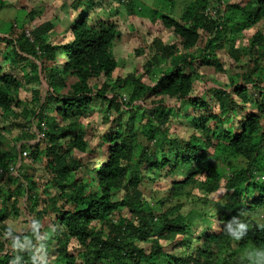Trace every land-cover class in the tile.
<instances>
[{"label": "trees", "instance_id": "trees-1", "mask_svg": "<svg viewBox=\"0 0 264 264\" xmlns=\"http://www.w3.org/2000/svg\"><path fill=\"white\" fill-rule=\"evenodd\" d=\"M104 1L62 0L60 43L49 20L27 28L34 7L0 29L1 129L17 132L15 146L0 139V234L38 219L50 264H243L264 247V34L242 35L264 23V0H169L166 15L116 0L177 42L154 41L143 74L115 78L121 32L95 11ZM210 64L225 84L198 71ZM23 82L36 85L25 99ZM237 215L249 224L241 241L223 231ZM12 255L0 242V264Z\"/></svg>", "mask_w": 264, "mask_h": 264}, {"label": "rangeland", "instance_id": "rangeland-1", "mask_svg": "<svg viewBox=\"0 0 264 264\" xmlns=\"http://www.w3.org/2000/svg\"><path fill=\"white\" fill-rule=\"evenodd\" d=\"M62 0H39V3L35 6L32 0H7V7L6 10L3 11L0 10V29L4 30V24L6 23H13L16 19L15 16L18 15V13L22 12H28L32 7H34L35 13H36V19L33 22H30L27 24V28L34 27L37 25L42 24L44 21H51L55 25V32L54 35L50 38L51 41L58 43L60 40V37L62 38H69L68 34L61 32L59 21L62 19L63 14L66 12L63 9L60 8ZM100 1V0H98ZM164 1V2H163ZM176 5L179 6H188L192 0H173ZM247 0H241L240 4H244ZM134 2L142 7H144L146 10L147 8H150L153 11H156L157 13L161 12L163 14H167L170 11L168 3H171L169 0H134ZM98 4V2H97ZM9 8V9H8ZM95 11L99 14H106V18H112L116 17L117 24L119 27V30L121 32V36L119 39L116 40L115 46H114V55L116 58V61L119 63V67L114 72V78L116 76H126L134 71H136V74H143V65L147 61L148 55L152 56L153 51V42L159 41L162 45H171L175 44L177 42V38L170 30H167L163 27L161 20L159 17H156V20L154 22H151L149 19L145 18H136L135 16H130L127 14L126 9L121 5V3H118L116 0H105L101 4H98L96 7H94ZM182 13V9H181ZM181 13H174L171 14L175 19L181 17ZM20 17H23L21 15ZM38 18V19H37ZM28 28V29H29ZM256 30H263L264 34V23H260L256 25L255 29H251L250 31L243 32V36L246 38H250L252 34ZM61 32V33H60ZM60 33V34H59ZM239 39H237L236 45H239ZM58 41V42H57ZM60 43V42H59ZM198 46L201 48L203 47V43L200 42ZM180 49V47H179ZM194 50V49H193ZM191 50V51H193ZM226 54V53H225ZM218 55H221L219 53ZM2 62V61H1ZM224 68L229 69L231 74L239 73L236 68H234L233 61L228 59V62L224 63ZM198 71L201 73V75H204L206 79L211 83L215 85H221L226 83V76L222 74H216L214 72L213 66L207 65L203 67H199ZM143 82L146 84H149L150 81L148 78L144 77ZM199 84L202 85L201 80H198ZM36 87L35 83L32 85L24 84V82L21 84L20 88V97L21 99L28 98L30 96V88ZM201 90L197 89L195 93H200ZM97 107L94 108V111L91 115V117H94L92 119L96 120V123H98L102 116L97 111ZM190 114H193V112H189ZM181 115L178 116V118L175 119V127L174 129L177 130L179 126H181ZM3 122L0 117V130L1 133L3 130L1 129ZM4 136L0 139L4 144L5 149H7V145L13 146L15 143V140L17 139V132L16 130H5ZM4 140V141H3ZM15 146V144H14ZM1 149V148H0ZM44 161H40L38 163L33 164L34 169L36 170V177L41 175L42 177L45 176L43 171V165ZM35 172V171H34ZM177 177V176H176ZM93 184V183H91ZM157 188H160L162 190L166 189V186L157 184ZM221 193V191H220ZM123 215H125V212H122ZM261 220L262 224H264V213L261 214ZM48 219V218H47ZM10 221H15L13 219L8 220V223ZM16 223V222H15ZM45 225H49V222L45 219L44 220ZM17 229L18 224L16 223ZM50 226V225H49ZM20 230H23L20 229ZM142 247H147L146 245H141ZM170 248H168V251ZM173 253L175 255H181L183 252L181 249L174 250ZM80 264V263H78Z\"/></svg>", "mask_w": 264, "mask_h": 264}, {"label": "clouds", "instance_id": "clouds-1", "mask_svg": "<svg viewBox=\"0 0 264 264\" xmlns=\"http://www.w3.org/2000/svg\"><path fill=\"white\" fill-rule=\"evenodd\" d=\"M210 210L215 215L213 206ZM223 231L232 240L241 241L248 236L249 224L237 215L223 224ZM48 237L49 233L42 230L41 222L29 218L23 230H18L15 221H10L0 234V242L5 252L11 250L13 253L9 264H50L46 248ZM243 264H264V247L249 248L244 253Z\"/></svg>", "mask_w": 264, "mask_h": 264}]
</instances>
